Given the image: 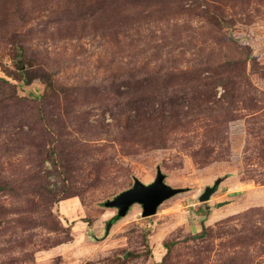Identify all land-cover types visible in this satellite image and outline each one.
Returning a JSON list of instances; mask_svg holds the SVG:
<instances>
[{"label":"rangeland","instance_id":"374dc122","mask_svg":"<svg viewBox=\"0 0 264 264\" xmlns=\"http://www.w3.org/2000/svg\"><path fill=\"white\" fill-rule=\"evenodd\" d=\"M0 264H264V0H0Z\"/></svg>","mask_w":264,"mask_h":264},{"label":"water","instance_id":"95a60500","mask_svg":"<svg viewBox=\"0 0 264 264\" xmlns=\"http://www.w3.org/2000/svg\"><path fill=\"white\" fill-rule=\"evenodd\" d=\"M164 179V175L158 170L154 181L148 185L135 180L131 188L121 192L112 200L106 201L104 206L116 209L117 217L122 218L132 205L138 204L141 206L142 217L152 216L160 204L182 191L181 189L171 188L165 184ZM217 185L218 183L206 188L199 201L205 202L209 200L210 196L216 191ZM218 205L221 206L223 204Z\"/></svg>","mask_w":264,"mask_h":264}]
</instances>
